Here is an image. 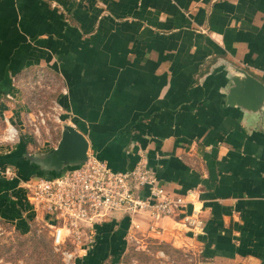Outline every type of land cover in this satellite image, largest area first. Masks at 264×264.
<instances>
[{
    "label": "crops",
    "instance_id": "1",
    "mask_svg": "<svg viewBox=\"0 0 264 264\" xmlns=\"http://www.w3.org/2000/svg\"><path fill=\"white\" fill-rule=\"evenodd\" d=\"M238 71L264 84V0H0L6 123L22 129L35 84L51 77L59 122L89 155L114 172L143 159L204 221L193 234L178 214L116 213L73 264H117L134 235L199 264H264V110L228 105ZM20 140L34 152L27 139L0 146V222L28 234L38 223L22 183L35 176L7 157Z\"/></svg>",
    "mask_w": 264,
    "mask_h": 264
},
{
    "label": "built area",
    "instance_id": "2",
    "mask_svg": "<svg viewBox=\"0 0 264 264\" xmlns=\"http://www.w3.org/2000/svg\"><path fill=\"white\" fill-rule=\"evenodd\" d=\"M16 135L10 126L7 138L13 140ZM22 186L37 217V232L49 233L65 264H73L77 252L94 243L96 226L116 213L147 212L154 220L178 214L181 229L193 234L204 224L200 212L183 211L189 203L186 196L169 194L143 159L129 171L114 172L88 154L75 170L59 177L31 178Z\"/></svg>",
    "mask_w": 264,
    "mask_h": 264
},
{
    "label": "rangeland",
    "instance_id": "3",
    "mask_svg": "<svg viewBox=\"0 0 264 264\" xmlns=\"http://www.w3.org/2000/svg\"><path fill=\"white\" fill-rule=\"evenodd\" d=\"M34 88L28 105H25L27 110L33 113L22 115L23 133L22 129L13 123L12 127L17 135L13 140H9L7 131L10 125L0 115L1 148L14 146L19 139H27L33 142L35 147L32 153H40L51 150L57 142L61 128L55 109L57 81L45 77L40 79ZM0 264H65V260L52 244L46 230L37 232L33 229L28 234H20L9 225L0 222ZM117 264H199V262L189 250L177 249L152 240L145 241L144 238L134 235L129 238L126 250Z\"/></svg>",
    "mask_w": 264,
    "mask_h": 264
},
{
    "label": "water",
    "instance_id": "4",
    "mask_svg": "<svg viewBox=\"0 0 264 264\" xmlns=\"http://www.w3.org/2000/svg\"><path fill=\"white\" fill-rule=\"evenodd\" d=\"M227 103L250 113L260 114L264 110V84L244 71H238L230 78ZM89 143L75 127L61 124L59 140L55 147L46 152L29 153L24 143L16 146L7 157L20 158L11 165L26 169L31 167L35 177H59L67 171L81 167L87 160Z\"/></svg>",
    "mask_w": 264,
    "mask_h": 264
},
{
    "label": "trees",
    "instance_id": "5",
    "mask_svg": "<svg viewBox=\"0 0 264 264\" xmlns=\"http://www.w3.org/2000/svg\"><path fill=\"white\" fill-rule=\"evenodd\" d=\"M28 176V175H27ZM47 178V177H46Z\"/></svg>",
    "mask_w": 264,
    "mask_h": 264
}]
</instances>
